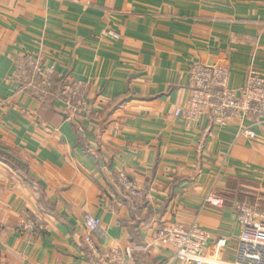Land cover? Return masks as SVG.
<instances>
[{
	"label": "crops",
	"instance_id": "obj_1",
	"mask_svg": "<svg viewBox=\"0 0 264 264\" xmlns=\"http://www.w3.org/2000/svg\"><path fill=\"white\" fill-rule=\"evenodd\" d=\"M194 62L227 67L240 94L264 71V0H0V264L127 248L134 264H185L157 238L168 223L208 230L210 264L237 260L239 208L264 213V117L245 119L249 137L208 110L176 115Z\"/></svg>",
	"mask_w": 264,
	"mask_h": 264
},
{
	"label": "built area",
	"instance_id": "obj_2",
	"mask_svg": "<svg viewBox=\"0 0 264 264\" xmlns=\"http://www.w3.org/2000/svg\"><path fill=\"white\" fill-rule=\"evenodd\" d=\"M118 37V34L110 32ZM35 64L33 76L36 77L38 63ZM190 77L193 88L189 102L183 108L176 110V115L182 116L186 121L193 122L199 119L204 110L213 122L226 125L234 122L241 131L249 137H255V132L244 125L245 119L258 120L264 117V71L250 69L247 83L239 94L231 89L229 82V69L222 66H212L194 62L190 67ZM41 74V73H40ZM43 83L49 85V74L42 75ZM123 187L133 195H140V188L125 172L119 173ZM239 222L241 234L238 242V254L235 262L213 261L212 264H264V213L258 212L247 205L239 208ZM101 224L100 218L88 216L86 227L88 233L85 242L95 248L92 233ZM31 222L23 224V229L32 228ZM157 238L163 244L175 248V256L185 264H206L205 246L210 238V232L197 223L186 227L180 223L162 225ZM224 240L219 242L224 245ZM107 264H133L135 261L133 251L110 249L104 254ZM210 264V262H208ZM94 264H101L96 261Z\"/></svg>",
	"mask_w": 264,
	"mask_h": 264
},
{
	"label": "trees",
	"instance_id": "obj_3",
	"mask_svg": "<svg viewBox=\"0 0 264 264\" xmlns=\"http://www.w3.org/2000/svg\"><path fill=\"white\" fill-rule=\"evenodd\" d=\"M56 81H58L59 82V84H60V86H61V89H63V91L60 93V94H56L57 95V97H59V98H62V99H67L68 98V96H67V94H66V83H65V80H62L61 78H57V80ZM41 82V81H40ZM53 86V85H52ZM51 86V87H52ZM51 87H48V89H50ZM49 97V96H48ZM44 97V98H42V101H47V100H49L50 98L52 99L53 97ZM213 121V120H212ZM137 258V257H136ZM136 260V259H135ZM134 263H135V261H134ZM133 263V264H134Z\"/></svg>",
	"mask_w": 264,
	"mask_h": 264
}]
</instances>
